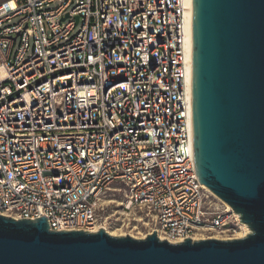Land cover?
I'll return each instance as SVG.
<instances>
[{
	"label": "built area",
	"instance_id": "built-area-1",
	"mask_svg": "<svg viewBox=\"0 0 264 264\" xmlns=\"http://www.w3.org/2000/svg\"><path fill=\"white\" fill-rule=\"evenodd\" d=\"M191 13L187 0L0 3V216L96 233L115 184L164 241L248 235L197 176Z\"/></svg>",
	"mask_w": 264,
	"mask_h": 264
},
{
	"label": "water",
	"instance_id": "water-1",
	"mask_svg": "<svg viewBox=\"0 0 264 264\" xmlns=\"http://www.w3.org/2000/svg\"><path fill=\"white\" fill-rule=\"evenodd\" d=\"M191 14L197 176L251 233L173 244L0 216V264H264V0H193Z\"/></svg>",
	"mask_w": 264,
	"mask_h": 264
},
{
	"label": "rangeland",
	"instance_id": "rangeland-1",
	"mask_svg": "<svg viewBox=\"0 0 264 264\" xmlns=\"http://www.w3.org/2000/svg\"><path fill=\"white\" fill-rule=\"evenodd\" d=\"M4 1L0 0V3ZM129 201L128 192L123 186L112 185L101 202L98 229L102 227L115 237H131L135 240L154 234L153 217L145 210L129 208Z\"/></svg>",
	"mask_w": 264,
	"mask_h": 264
},
{
	"label": "bare ground",
	"instance_id": "bare-ground-1",
	"mask_svg": "<svg viewBox=\"0 0 264 264\" xmlns=\"http://www.w3.org/2000/svg\"><path fill=\"white\" fill-rule=\"evenodd\" d=\"M188 1V3H189V5H190V7H191V9H192V6H193V0H187ZM189 29H190V31H191V39H190V42H189V60H191V65H192V51H193V44H192V33H193V29H192V18H191V20H190V23H189ZM191 74H192V71H191ZM192 77V76H191ZM191 87H192V83H191ZM191 94H192V92H191ZM129 207H130V205H129ZM97 230H105L106 231V229H104V228H102V227H100L99 229H97ZM246 234H248V233H250V229H249V227H247L246 226ZM108 233H110V235L112 234L111 232H109V231H107ZM113 236V235H112ZM158 236H159V238L162 240L163 239V237L160 235V234H158Z\"/></svg>",
	"mask_w": 264,
	"mask_h": 264
}]
</instances>
